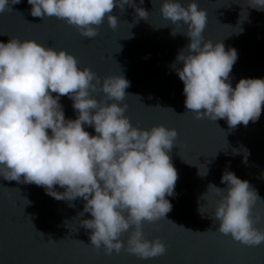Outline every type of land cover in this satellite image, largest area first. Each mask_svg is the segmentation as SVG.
<instances>
[{
  "label": "clouds",
  "instance_id": "obj_1",
  "mask_svg": "<svg viewBox=\"0 0 264 264\" xmlns=\"http://www.w3.org/2000/svg\"><path fill=\"white\" fill-rule=\"evenodd\" d=\"M20 2L0 0V13L11 12V5ZM27 3L33 17L63 20L85 38H95L105 19L115 30L118 18L112 14L114 9L123 13L125 6H130L146 21L149 15L134 0ZM247 5L264 11V0H250ZM159 11L173 25L172 36L190 38L171 65L183 82L186 112L213 122L226 119L229 128L257 121L264 105V78H241L235 87L231 85L230 73L238 53L234 48L225 50L220 40L205 39L206 10L199 8L195 0L187 6L180 0H162ZM240 31L238 28L235 32ZM130 36L129 32L124 38ZM129 86L120 73L101 80L88 67H78L77 59L63 48L57 50L15 36L0 42V176L43 187L48 195L69 202L70 207H75L71 201L82 198L86 203L78 215L91 214V219L80 223L91 230L89 239L94 249L102 248L106 255L124 250L147 260L166 253V245L158 237L147 239L143 227L166 219L172 209L166 196L174 194L178 173L169 153L178 133L163 124L149 129L133 126L125 115L127 104L123 103ZM97 92L103 93L101 99L93 95ZM65 96L72 100L75 119L65 118L59 102ZM85 125L94 128L95 135L86 131ZM207 172L204 166L198 175L203 177ZM221 183L227 187L209 183L200 197H218L209 216L218 222L215 231L247 246L264 243V228L256 226L264 216L254 212L257 203L262 202L255 189L227 170L221 175ZM55 186L64 191H56ZM23 199L27 205L29 201ZM198 212L205 213L202 206ZM68 224L65 221L66 227ZM176 226L201 235L212 232ZM126 233L125 242L121 237ZM49 242L57 241L49 238Z\"/></svg>",
  "mask_w": 264,
  "mask_h": 264
},
{
  "label": "water",
  "instance_id": "obj_2",
  "mask_svg": "<svg viewBox=\"0 0 264 264\" xmlns=\"http://www.w3.org/2000/svg\"><path fill=\"white\" fill-rule=\"evenodd\" d=\"M134 2L149 12L147 21L126 5L123 13L119 9L112 13L118 18L115 30L109 28L105 19L95 38H85L63 20L33 17L31 5L21 0L11 5V12L0 13V42L6 43L15 36L57 50L63 48L77 59L78 67H88L101 80L120 73L130 82L126 89L129 95L123 103L127 104L125 115L131 124L144 129L163 124L177 130L176 145L169 155L178 180L174 194L166 196L172 209L166 219L145 223L143 227L147 239L158 237L166 245V253L147 260L124 250L106 255L102 248L96 250L91 246V230L80 223L92 218L87 212L78 215L86 203L82 198L71 201L75 207H70L69 202L48 195L43 187L8 181L0 176V264H264V243L247 246L230 235L216 232L218 222L209 216L218 197L200 199L209 183L226 188L221 183V175L231 171L255 189L262 202L257 203L254 212L264 216V105L257 121L235 128H229L226 119L213 122L207 118L196 119L186 112L183 82L171 65L178 52L190 43V38L183 34L171 35L173 25L159 11L162 0ZM180 2L187 6L191 0ZM195 2L207 13L205 39L220 40L225 50L234 48L238 53L230 73L231 85L235 87L241 78H264V11L249 7L250 0ZM152 25L168 26L154 28ZM238 28L241 31L235 32ZM129 32L130 38H124ZM93 95L97 99L103 97L102 92ZM59 102L65 118L75 119L77 113L72 100L65 96ZM84 127L95 135L94 128ZM204 166L208 172L201 177L198 172L200 169L203 173ZM55 190L64 191L59 186ZM23 197L29 201L27 205ZM200 206L205 212L203 215L198 212ZM168 220L194 232L209 229L212 232L201 235L185 231ZM256 226L264 228V221ZM49 238L57 242H49ZM127 238V233L121 237L125 242Z\"/></svg>",
  "mask_w": 264,
  "mask_h": 264
}]
</instances>
